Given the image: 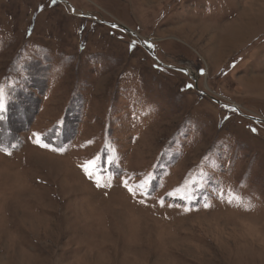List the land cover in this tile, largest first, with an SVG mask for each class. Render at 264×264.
I'll return each mask as SVG.
<instances>
[{"label":"rangeland","instance_id":"obj_1","mask_svg":"<svg viewBox=\"0 0 264 264\" xmlns=\"http://www.w3.org/2000/svg\"><path fill=\"white\" fill-rule=\"evenodd\" d=\"M245 117L264 0H0V264H264Z\"/></svg>","mask_w":264,"mask_h":264},{"label":"water","instance_id":"obj_2","mask_svg":"<svg viewBox=\"0 0 264 264\" xmlns=\"http://www.w3.org/2000/svg\"><path fill=\"white\" fill-rule=\"evenodd\" d=\"M68 5V4H67ZM68 7L70 8V10L71 11H73V8L70 6V5H68ZM109 27H111V28H120V29H122V30H124L126 33H128V34H130V35H132V36H134V34L133 33H131L128 29H126V28H124V27H122V26H120V25H116V24H107ZM138 44L140 45V46H142L143 48H144V46L140 43V42H138ZM144 50L155 60V61H157L156 60V57L152 54V53H150L146 48H144ZM158 63V62H157ZM159 65H161L160 63H159ZM172 69H174V70H177V71H179V72H181L182 74H184V75H186V76H190V72L187 70V69H178V68H172ZM191 77V76H190ZM192 80H193V78H192ZM215 103H217L218 105H220V106H222V107H228V108H230V109H235L237 112H239L238 111V109H236V108H234L233 106H229V105H224V104H222V103H220V102H218V101H216V100H213ZM239 114H240V112H239ZM245 118H247V119H249V120H251V121H253V122H256V123H264L262 120H260V119H256V118H251V117H245Z\"/></svg>","mask_w":264,"mask_h":264},{"label":"snow or ice","instance_id":"obj_3","mask_svg":"<svg viewBox=\"0 0 264 264\" xmlns=\"http://www.w3.org/2000/svg\"><path fill=\"white\" fill-rule=\"evenodd\" d=\"M90 163L93 164V165H95V161H90ZM84 170H85L86 174H89V173H88V169H87L86 166L84 167ZM89 176H90V178H91V174H89ZM97 186H101V185L98 183ZM129 191L132 192L133 190H132V189H129ZM229 202H231V201H229Z\"/></svg>","mask_w":264,"mask_h":264}]
</instances>
